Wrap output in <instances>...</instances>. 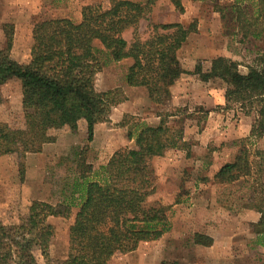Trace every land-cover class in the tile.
Wrapping results in <instances>:
<instances>
[{"label":"trees","instance_id":"1","mask_svg":"<svg viewBox=\"0 0 264 264\" xmlns=\"http://www.w3.org/2000/svg\"><path fill=\"white\" fill-rule=\"evenodd\" d=\"M154 1L107 0V5H84L79 22L69 18L39 21L32 28L30 57L25 63L11 58L13 33L10 25L4 26L0 89L12 79L19 81L24 123L16 127L0 121V156L24 159L26 153L39 152L45 143L54 142L60 131L75 132L80 122L86 124L87 141L92 140L94 125L107 120L114 104L110 91L95 87L96 74L103 66L100 55L105 57L104 63L130 58L124 83L144 87L153 103L168 99L169 88L186 73L177 51L192 30L178 22L155 23L147 38L141 39L139 21L151 11ZM173 3L183 10L178 1ZM229 8L235 11L232 20L240 40L262 35L264 0H231ZM128 28H132L130 42L123 36ZM95 42L102 48L97 49ZM256 60L245 73L239 71L236 61L224 56L212 58L206 71L199 64L194 68L202 81L220 78L226 84L227 103L247 106L255 113L250 134L240 139L234 159L214 174L218 183L250 175L252 162L246 142L252 144L250 140L264 133V50ZM126 137L133 139L132 146L116 150L98 171L84 163L81 151L77 161L84 169L66 181L56 204L32 201L20 223L5 225L0 220V264H37L34 249L48 260L53 226L47 218L67 217L72 207L77 211L68 227V250L58 264H106L115 255L136 249L140 241L156 240L169 230L167 207L147 202L155 188L151 159L179 148L181 131L167 126L162 118L155 125L133 124ZM255 208L261 214L255 224L256 243L264 246V204ZM202 238L211 242L207 236L194 234L197 243L205 244ZM159 264L180 263L164 259Z\"/></svg>","mask_w":264,"mask_h":264},{"label":"rangeland","instance_id":"2","mask_svg":"<svg viewBox=\"0 0 264 264\" xmlns=\"http://www.w3.org/2000/svg\"><path fill=\"white\" fill-rule=\"evenodd\" d=\"M173 1L155 0L151 11L139 21L137 32L141 39H145L151 25L155 23L178 22L190 27L191 39L183 43L177 51L180 65L186 71L183 73L184 76L193 78L195 75L194 77L199 78L198 73H194L196 64L201 66V71H206L211 59L215 57L211 56L212 51L206 49L213 45L216 46V52L223 50L228 56H222L236 61L242 73L248 70L249 65L257 63V57L264 50V31L257 39L246 37L243 41L240 40L241 34L237 32L236 24L232 20V17L236 16L235 11L229 8L231 0H176L183 6L182 11ZM82 2L107 5V0ZM26 3L25 17H10L22 21V28L17 29L19 40L17 54L21 60L27 59L26 54L28 56L30 53L32 45L30 24L32 30L35 23L46 19L69 18L79 22L81 17L80 19L75 17L74 13H78L79 10L81 12L84 6L80 2L73 5L72 0H49L50 7L55 11L48 15L46 5H41L40 11H37L39 5L36 6L33 0ZM66 9L71 10L70 17H63L65 13L63 10ZM35 10L36 14H32ZM212 13H215L214 18ZM2 16L0 15V18L7 19ZM214 20L220 31L218 29L216 32L213 31ZM199 23L205 28L202 33L197 30ZM9 25L14 33L12 24ZM123 36L130 42L132 28L126 29ZM94 45L97 49L102 48L98 42ZM100 56L103 66L96 74L95 87L101 91H110V97L114 102L110 106L107 120L102 121L105 123L103 131L109 132L107 128H110L112 129L110 131L116 133L114 137L123 139L124 136L118 132L116 125L121 123V127L127 131V128L135 123H157L163 118L167 126L173 130H180L182 137L185 129H192L191 124H195L194 130H198L207 142L206 146L191 150L190 145L194 141L182 140L179 148H171L182 150L184 157L181 161L180 158L176 161L178 164L173 167L174 174L170 169L166 170V161L151 159V166L154 169L151 183L155 188L147 202L155 205L161 203L162 199L167 202L168 205L164 206L167 207L170 228L159 239L143 242L134 251L117 254L106 264H159L164 259L174 260L180 264H264V246L256 243L257 236L254 232L261 214L259 212L257 218L249 211L264 204V133L261 137L250 140L252 144L246 142L252 162L249 176L240 177L230 183H218L214 180V172L212 173L216 166L210 167L216 153L219 157L215 162L217 167L234 159L240 147V139L247 137L250 131L247 136L237 138L234 137L232 130L238 129L242 116L247 117L242 123L241 130L246 126L252 127L254 110L238 103H227L225 98L224 104L215 107L209 106L204 100L200 102L194 98L182 103L177 102L173 100L174 96L172 97L173 85L169 88L170 95L167 100L159 104L153 103L144 87H127L124 83V74L132 63L131 59L104 63L105 57ZM207 81L209 86L222 91L226 87L220 78H210ZM0 90L2 96L0 121L23 127L19 81L12 79L3 84ZM120 103L125 105L126 112L119 122H112L110 117L116 119L115 113L118 112L114 108ZM210 111L215 112L217 116L208 119ZM208 124H211V127ZM86 137L85 129L75 132L60 131L56 140L48 144L49 148L46 150L41 148L38 158L34 156L38 152L26 153L24 159H19L17 155L0 156V220L3 224L20 223L28 213L32 201L56 204L62 198V189L66 181H70L74 173L84 169L77 161L81 151L84 163L92 165L93 170L98 171L101 166L98 161L102 156L106 158L110 150H103V153L99 154L100 149L91 147L92 140L87 141ZM108 137L111 139L113 136ZM186 145L189 146L188 150ZM30 153H33V156H29L28 160L26 156ZM187 153L197 155L204 163L209 161V164L202 166L200 161L195 162L192 158L187 160L189 157ZM49 223L53 226V236L48 247V260L41 256L39 250L34 249L37 264H58L67 254L68 219H52ZM204 231L211 235H205ZM196 233L209 237L211 242L207 244L206 239L202 238L205 244L197 243L194 239Z\"/></svg>","mask_w":264,"mask_h":264},{"label":"crops","instance_id":"3","mask_svg":"<svg viewBox=\"0 0 264 264\" xmlns=\"http://www.w3.org/2000/svg\"><path fill=\"white\" fill-rule=\"evenodd\" d=\"M27 1L31 2L32 0H0V15H3L2 17H7V19L0 18V49L5 46V42H6L5 33H4V26L5 25H9V23H10V24H12V28L14 30V33H13V36H12L13 37L12 38V46L10 48V56H11V58H13L14 60H16L19 63L27 62L29 60L30 53L28 54V56L26 54V58L27 59H22L21 60L19 58L20 55L17 54V43L19 44V42H18L19 40H18V37H17L18 36L17 29H21L22 28L21 27L22 26V21L18 20V18H10V17H25L24 16L25 15V12H24L25 8L24 7L27 5V3H26ZM82 1L83 0H72L73 5L74 4L78 5L79 2L81 3V5L88 4L87 2H82ZM33 2H34V4H36V6L39 5V8H37V11H40L41 5H46L47 6L45 9H48V10H46L48 15H50L51 13H53L55 11V9L50 7L49 0H33ZM63 11L65 12L63 17H70V15L72 13L70 9H66V11L65 10H63ZM28 14H29L30 17H32V15L30 13H28ZM32 14H36V10H35V12L32 11ZM74 16L75 17H79V19H80V17H81L80 10L78 11V13H74ZM212 16L214 18L215 17V13H212ZM79 19H78V21H79ZM214 24H215V20H214ZM201 25L202 24L199 23L198 26H197V30H199L200 33H202V30L205 29ZM31 27H32V24H30V26H29V31L32 33ZM212 28L214 29L213 30L214 32H216L217 29L220 31V29L217 28L216 24H215V27H212ZM190 39L191 38L188 35V37H187L185 42L189 41ZM209 46L210 45H208V47ZM201 50H203V49H200V51ZM215 50H216V46H214V45L210 46L208 49H206V51H212V53H213L211 55L212 57L213 56H217V55H220V56L227 55L228 56V54H226L225 51H223V50L219 51V52H216ZM190 53L192 54L191 51H190ZM206 54H207V52H206ZM127 59H130V58H125L123 60L127 61ZM192 67L194 68V65H192ZM192 67H188V68H192ZM184 75L185 74H182L181 77L172 86L173 87L172 88V97L174 96L173 97L174 101L182 103V101L186 102V101L194 98L196 100H199L200 102L202 100H204V101H206V104H208L209 106H213V107H215L216 105L224 104V91L209 86V82L208 81H202L198 77L197 78L194 77L195 75L193 76V78L189 77L188 75H186V76H184ZM127 87H129V86H127ZM124 106L125 105H123L122 103H120L117 106H115L114 110H116L118 113H115V118L116 119H113V117H110L112 119V122L113 121L119 122L121 120L123 113L126 112V108ZM213 116H217L215 114V112H211V111L208 112V119L209 118H213ZM246 117L247 116H242L240 118L241 124L239 125L238 129L236 131L232 130V133L235 134L234 137H237V138L240 137L241 138V137L247 136L249 134L251 126H248V127L246 126V128L241 130L242 123L245 122V118ZM155 118L158 119V117H155ZM157 123L156 122L149 123V125H155ZM104 126H105L104 122H98V123H96L94 125L92 144H90L91 147H93V148L95 147L96 149H100V150H98L99 154L103 153V150H110V152L108 153L106 158H105V156L104 157L102 156L101 157L102 159L100 161H98L101 165L105 164L108 161V159L111 157V155L116 150L120 149L121 147H125L126 145L132 146V144H133V139L128 140V138L125 137L126 129H123L120 125H116V127H117L118 132H121L123 134V136H124L123 139L121 137H117V138H116V136L114 137V135H116V133L114 131H110V130H112L110 128H107V129H109V132L108 131H103V128H105ZM191 126H192V129H190V128H188V129L186 128L185 129V131L183 133L182 140L185 141V142H187L189 140H193L194 141V143H192L190 145V147H192L191 150H195L196 148H201L200 146H202V145L206 146L207 142L204 141V137L202 136V134L200 135V133H198V130H196V131L194 130L195 124H191ZM208 126L211 127V124L210 125L208 124ZM81 129L82 130L85 129V132H86V124L84 122H80L79 125H78V129L77 130L79 131ZM82 134H83V132H82ZM110 135L113 136L111 139L108 137ZM221 140H223V139H221ZM51 143H53V142L45 143L42 146V150L43 149L46 150V148H49L48 144H51ZM96 145L99 146V147H96ZM105 147H106V149H104ZM188 147L189 146L186 145V149L187 150H188ZM181 152H182V150H179V149H176V150L170 149V150L166 151L162 156L154 157L153 159L157 158L159 161H161V160L162 161H166V170L170 169L172 174H174L175 170L173 169V167L176 166V164H178V163H176V161L179 158H180V161L182 159H184L183 153H181ZM32 154L33 153L28 154L26 156V159L29 160V158H30L29 156H33ZM187 154H189V153H187ZM4 156L9 157V156H14V155H4ZM34 156H36V157L40 156V152L35 153ZM40 158H42V157H39V159ZM191 158H192L193 161H195V160L196 161H200V163H202V166L209 164V161H207V163H204L203 159H200V157L197 156V155L192 156V154H189V157H187V160H191ZM216 160H219V157L217 156V153L213 155L212 163L210 164V167L211 166H216L212 170V173L214 172V174L216 173V171L221 166L220 165L219 167H217V165L215 164ZM166 170L164 171V169H163V172L166 173ZM160 173H162V172H160ZM160 202L163 205L164 204L168 205L167 202H165L164 199H162V201L160 200ZM48 203H50V202H48ZM76 211H77V208L76 207H72L71 210H70V214L67 217H63V216H49L47 218V220L49 222H52V219L64 218V219H68L69 224H70V222L72 221ZM249 211H250V213L254 214V216H256L257 218H258V215H260L259 212L256 209H254V210L249 209ZM204 233H205V235H208V236L211 235V234H209V233H207L205 231H204ZM152 241H154V240H152ZM143 242H148V241H140L137 246H139Z\"/></svg>","mask_w":264,"mask_h":264}]
</instances>
